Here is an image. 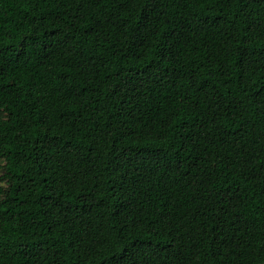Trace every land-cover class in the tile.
<instances>
[{
	"label": "trees",
	"instance_id": "1",
	"mask_svg": "<svg viewBox=\"0 0 264 264\" xmlns=\"http://www.w3.org/2000/svg\"><path fill=\"white\" fill-rule=\"evenodd\" d=\"M0 264H264V0H0Z\"/></svg>",
	"mask_w": 264,
	"mask_h": 264
},
{
	"label": "rangeland",
	"instance_id": "2",
	"mask_svg": "<svg viewBox=\"0 0 264 264\" xmlns=\"http://www.w3.org/2000/svg\"><path fill=\"white\" fill-rule=\"evenodd\" d=\"M1 174H2V171L0 170V176H1Z\"/></svg>",
	"mask_w": 264,
	"mask_h": 264
}]
</instances>
